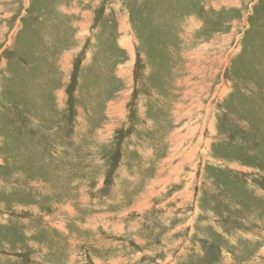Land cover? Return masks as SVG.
I'll use <instances>...</instances> for the list:
<instances>
[{"label": "rangeland", "instance_id": "obj_1", "mask_svg": "<svg viewBox=\"0 0 264 264\" xmlns=\"http://www.w3.org/2000/svg\"><path fill=\"white\" fill-rule=\"evenodd\" d=\"M0 264H264V0H0Z\"/></svg>", "mask_w": 264, "mask_h": 264}]
</instances>
